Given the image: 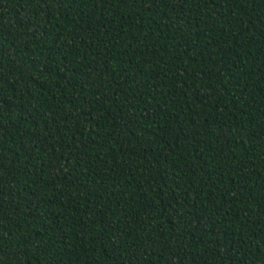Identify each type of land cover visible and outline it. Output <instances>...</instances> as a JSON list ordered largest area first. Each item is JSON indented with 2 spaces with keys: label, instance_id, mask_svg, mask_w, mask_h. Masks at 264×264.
<instances>
[{
  "label": "trees",
  "instance_id": "16d2710c",
  "mask_svg": "<svg viewBox=\"0 0 264 264\" xmlns=\"http://www.w3.org/2000/svg\"><path fill=\"white\" fill-rule=\"evenodd\" d=\"M0 264H264V0H0Z\"/></svg>",
  "mask_w": 264,
  "mask_h": 264
}]
</instances>
